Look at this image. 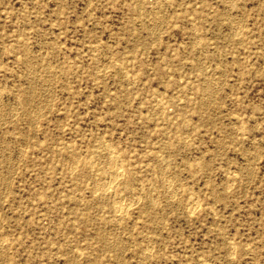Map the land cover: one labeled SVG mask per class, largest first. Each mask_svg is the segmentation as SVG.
I'll return each instance as SVG.
<instances>
[{"label":"rangeland","instance_id":"rangeland-1","mask_svg":"<svg viewBox=\"0 0 264 264\" xmlns=\"http://www.w3.org/2000/svg\"><path fill=\"white\" fill-rule=\"evenodd\" d=\"M0 264H264V0H0Z\"/></svg>","mask_w":264,"mask_h":264},{"label":"bare ground","instance_id":"bare-ground-1","mask_svg":"<svg viewBox=\"0 0 264 264\" xmlns=\"http://www.w3.org/2000/svg\"><path fill=\"white\" fill-rule=\"evenodd\" d=\"M162 6V5H161ZM158 8V7H157ZM156 9V8H155ZM128 76V75H127ZM135 79V78H134ZM20 104V103H19ZM34 115V114H33ZM192 128V127H191ZM108 148V147H107ZM110 150V149H109ZM111 150H113V148L111 149ZM116 157V156H115ZM119 159L117 158V161H118ZM121 160H122V158H121ZM119 162V161H118ZM117 164V163H116ZM119 165V164H118ZM120 166V165H119ZM160 167V166H159ZM119 167H117V169H118ZM121 168V167H120ZM72 169V168H71ZM77 169V168H76ZM114 172L113 173H115V170H113ZM120 173V172H119ZM125 174V173H124ZM127 175V174H126ZM102 185V184H101ZM144 185V184H143ZM154 191V190H153ZM126 194V193H125ZM116 195V194H115ZM118 196V195H117ZM159 196V195H158ZM123 197V196H122ZM130 197H131V195H130ZM122 199V198H121ZM155 199V198H154ZM118 200V199H117ZM193 201H194V199H192ZM120 201V200H119ZM192 201V202H193ZM197 201H198V199H197ZM190 202V201H189ZM195 202V201H194ZM193 202V203H194ZM121 203H122V201H121ZM120 203V204H121ZM195 204V203H194ZM116 205V204H115ZM121 206H123V205H121ZM126 206V205H125ZM189 206V205H188ZM127 207V206H126ZM116 209V208H115ZM120 209H122V208H120ZM116 210H118V208L116 209ZM115 210V211H116ZM127 210V209H126ZM121 211H123V210H121ZM118 213H119V211H118ZM124 213V212H123ZM120 215V214H119ZM80 254V253H79Z\"/></svg>","mask_w":264,"mask_h":264}]
</instances>
